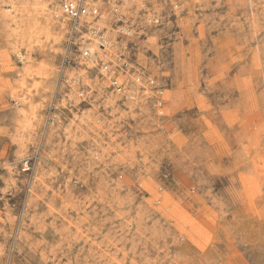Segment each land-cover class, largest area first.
Instances as JSON below:
<instances>
[{"label": "rangeland", "instance_id": "1", "mask_svg": "<svg viewBox=\"0 0 264 264\" xmlns=\"http://www.w3.org/2000/svg\"><path fill=\"white\" fill-rule=\"evenodd\" d=\"M98 1L146 89L0 0V264H264V0Z\"/></svg>", "mask_w": 264, "mask_h": 264}, {"label": "built area", "instance_id": "2", "mask_svg": "<svg viewBox=\"0 0 264 264\" xmlns=\"http://www.w3.org/2000/svg\"><path fill=\"white\" fill-rule=\"evenodd\" d=\"M98 0H59L62 13L68 20L67 52L76 50L83 58L99 57L101 74L109 86L117 93H125L130 82L138 83L142 89L153 84L137 66L124 56L115 60L100 58L112 47V40L100 21L105 14ZM117 33L120 37L132 35V29L119 5L112 8ZM104 56V55H103ZM146 84V85H145ZM161 104V101H159Z\"/></svg>", "mask_w": 264, "mask_h": 264}]
</instances>
